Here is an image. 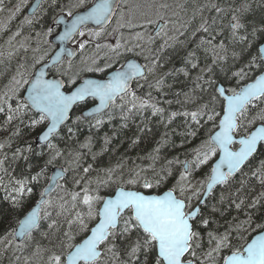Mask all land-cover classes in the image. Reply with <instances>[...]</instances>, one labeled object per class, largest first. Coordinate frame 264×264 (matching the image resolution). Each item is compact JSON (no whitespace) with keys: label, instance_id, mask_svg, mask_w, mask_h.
Returning <instances> with one entry per match:
<instances>
[{"label":"snow or ice","instance_id":"obj_1","mask_svg":"<svg viewBox=\"0 0 264 264\" xmlns=\"http://www.w3.org/2000/svg\"><path fill=\"white\" fill-rule=\"evenodd\" d=\"M6 10L0 264H264V0ZM133 125L129 149L154 136L142 163L114 155Z\"/></svg>","mask_w":264,"mask_h":264},{"label":"trees","instance_id":"obj_2","mask_svg":"<svg viewBox=\"0 0 264 264\" xmlns=\"http://www.w3.org/2000/svg\"><path fill=\"white\" fill-rule=\"evenodd\" d=\"M68 2H69V0H64V3H68ZM169 2H171V0ZM57 11H59V10L57 9ZM35 30L40 31V27L38 25H36ZM23 55H24V53H21V56H23ZM5 65H8V67L6 68ZM15 65H16L15 60H13L10 63L8 61L4 62V64L0 65V73H5L6 75H10L11 71H14ZM4 83H7V79L5 78V76H0V86H2V84H4ZM75 114H79V111H77ZM177 123H179V121H177ZM116 125H118V120L114 121L112 125H108L106 128H104L100 132L99 135L103 136L105 132H108L110 134L113 126H116ZM150 127L153 129L154 136L158 138L159 132L163 131V129L160 128L155 122H153L150 125ZM83 131H84V135L88 134L87 128H85ZM135 132H136V126L135 125H133L131 129H128L125 131V135L120 137V139L117 141V145H114V147L118 146V151L115 152L114 155L120 156L127 149L128 150V152H127V158L128 159L135 160L136 163H142L140 160L137 159V157L145 155L147 152L151 151V148L154 145L151 144L150 141H152L154 139V136L149 135V137L147 139L143 140L135 149H129L128 138L132 137ZM202 138H203V133H201V135L199 137L194 138L190 143L185 144L183 148H177V149L169 148L166 152L167 158L171 159L174 156L178 155L180 157V159L183 160L185 158L184 153L190 152L191 149L195 148L199 144L200 139H202ZM174 139L176 140L177 144H179L181 142L180 137H174ZM120 141H124L123 144H120ZM108 159H109L108 156L104 157L105 163L108 162ZM113 162H114V159H113ZM177 175H178V171H177ZM172 182H174V178L172 180H170L169 183H172ZM39 190H40L39 186H36L34 189V195L32 197L33 201L37 198ZM3 195H4L3 192L0 191V213H2L4 216V222H3V224H0V232H3L4 228L7 226L8 221L15 215L14 213H12L8 210L9 205L3 199ZM257 223H259V221H257Z\"/></svg>","mask_w":264,"mask_h":264},{"label":"flooded vegetation","instance_id":"obj_3","mask_svg":"<svg viewBox=\"0 0 264 264\" xmlns=\"http://www.w3.org/2000/svg\"><path fill=\"white\" fill-rule=\"evenodd\" d=\"M18 2V0H5V5L7 9H10L14 3ZM33 2V0H29V3ZM26 14V13H24ZM8 16V11L0 12V22L5 21ZM18 22V18L11 23V27H16ZM40 27V25H38ZM9 31L7 33H0V51H5L8 49V46L5 44V41L8 39ZM2 65V64H0Z\"/></svg>","mask_w":264,"mask_h":264},{"label":"rangeland","instance_id":"obj_4","mask_svg":"<svg viewBox=\"0 0 264 264\" xmlns=\"http://www.w3.org/2000/svg\"><path fill=\"white\" fill-rule=\"evenodd\" d=\"M170 1V0H169ZM132 2H139V0H132ZM23 19V14L22 15H20L19 17H18V22H17V25H19L20 24V21ZM17 30V26L16 27H13V28H10V30H9V35L11 34V32H14V31H16ZM30 31H32V34H34V32L36 31L35 29L34 30H29V29H24V35H28L29 34V32ZM89 51H91V50H89ZM6 62V61H5ZM83 74V72L81 73V75Z\"/></svg>","mask_w":264,"mask_h":264},{"label":"water","instance_id":"obj_5","mask_svg":"<svg viewBox=\"0 0 264 264\" xmlns=\"http://www.w3.org/2000/svg\"><path fill=\"white\" fill-rule=\"evenodd\" d=\"M84 78H88V79H95L94 77H92V76H86V77H84Z\"/></svg>","mask_w":264,"mask_h":264},{"label":"bare ground","instance_id":"obj_6","mask_svg":"<svg viewBox=\"0 0 264 264\" xmlns=\"http://www.w3.org/2000/svg\"><path fill=\"white\" fill-rule=\"evenodd\" d=\"M5 202V201H4Z\"/></svg>","mask_w":264,"mask_h":264}]
</instances>
